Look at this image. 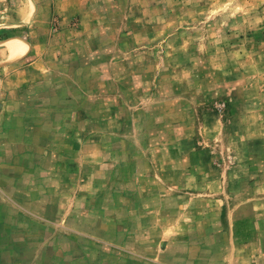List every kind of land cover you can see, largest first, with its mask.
I'll return each instance as SVG.
<instances>
[{
  "label": "rangeland",
  "instance_id": "374dc122",
  "mask_svg": "<svg viewBox=\"0 0 264 264\" xmlns=\"http://www.w3.org/2000/svg\"><path fill=\"white\" fill-rule=\"evenodd\" d=\"M17 20L0 264H264V0H0Z\"/></svg>",
  "mask_w": 264,
  "mask_h": 264
},
{
  "label": "crops",
  "instance_id": "0c3cea01",
  "mask_svg": "<svg viewBox=\"0 0 264 264\" xmlns=\"http://www.w3.org/2000/svg\"><path fill=\"white\" fill-rule=\"evenodd\" d=\"M54 3V0H53ZM30 10V8H29ZM34 11V16L32 17V22L34 21V18L39 10V6L36 5L34 8H32ZM31 11V10H30ZM32 12V11H31ZM60 19V17H59ZM64 19H60V21L63 22ZM21 20H17L15 22L9 23L8 27L6 29H0V34L4 31H7V33H11L12 35L15 34V32H18L17 28L21 26ZM32 34V32H29V36ZM15 38L8 39L2 43H0V76H8L10 77L12 74L13 67L16 65L18 61H20L22 58H24L28 53L32 52L36 46L33 45V43L29 40L28 43L24 41H20L14 44L8 50V46L12 41H15ZM9 53L11 54L12 58L10 57ZM8 78L0 77V85H4L6 83ZM2 115H6L4 109Z\"/></svg>",
  "mask_w": 264,
  "mask_h": 264
}]
</instances>
